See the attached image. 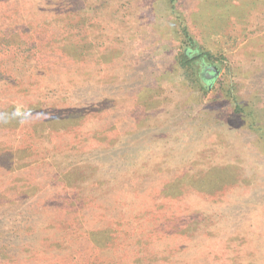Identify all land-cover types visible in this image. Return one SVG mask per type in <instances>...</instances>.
Listing matches in <instances>:
<instances>
[{"label":"rangeland","instance_id":"1","mask_svg":"<svg viewBox=\"0 0 264 264\" xmlns=\"http://www.w3.org/2000/svg\"><path fill=\"white\" fill-rule=\"evenodd\" d=\"M0 264H264V0H0Z\"/></svg>","mask_w":264,"mask_h":264},{"label":"trees","instance_id":"2","mask_svg":"<svg viewBox=\"0 0 264 264\" xmlns=\"http://www.w3.org/2000/svg\"><path fill=\"white\" fill-rule=\"evenodd\" d=\"M189 40V48L183 51V53L180 55V61L182 64H189L190 67L194 66L195 68H197L199 66L198 63L204 62L208 56L210 59L213 57V54L210 51H205L203 49L202 51H200L201 47L197 43H195L191 38H189Z\"/></svg>","mask_w":264,"mask_h":264},{"label":"water","instance_id":"3","mask_svg":"<svg viewBox=\"0 0 264 264\" xmlns=\"http://www.w3.org/2000/svg\"><path fill=\"white\" fill-rule=\"evenodd\" d=\"M210 70L214 72V75H217L219 73V70L216 66H212Z\"/></svg>","mask_w":264,"mask_h":264},{"label":"flooded vegetation","instance_id":"4","mask_svg":"<svg viewBox=\"0 0 264 264\" xmlns=\"http://www.w3.org/2000/svg\"><path fill=\"white\" fill-rule=\"evenodd\" d=\"M208 73V72H207Z\"/></svg>","mask_w":264,"mask_h":264}]
</instances>
